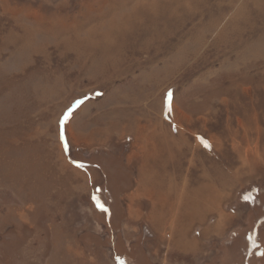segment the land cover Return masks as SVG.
Returning a JSON list of instances; mask_svg holds the SVG:
<instances>
[{
  "label": "rangeland",
  "instance_id": "1",
  "mask_svg": "<svg viewBox=\"0 0 264 264\" xmlns=\"http://www.w3.org/2000/svg\"><path fill=\"white\" fill-rule=\"evenodd\" d=\"M263 216L264 0H0V264H243Z\"/></svg>",
  "mask_w": 264,
  "mask_h": 264
},
{
  "label": "trees",
  "instance_id": "2",
  "mask_svg": "<svg viewBox=\"0 0 264 264\" xmlns=\"http://www.w3.org/2000/svg\"><path fill=\"white\" fill-rule=\"evenodd\" d=\"M75 110H76V107H72L70 110L67 111L65 117L68 115V113L71 112L72 114ZM253 194H259V193L254 192ZM245 198H248L250 199V202H253L252 196H250L249 194L248 196H245V197L243 196L242 199H245ZM98 206L102 207L101 205H98ZM263 227H264V216L260 218V220L257 222V224L253 227V229L250 232L249 231L247 232L246 234L247 248L245 247L246 252H245V255L243 256V264H250L251 260L255 258L264 257V242H263L264 239L261 235V230H260ZM120 260L125 262V259L123 257L121 256L116 257L117 264H119Z\"/></svg>",
  "mask_w": 264,
  "mask_h": 264
},
{
  "label": "crops",
  "instance_id": "3",
  "mask_svg": "<svg viewBox=\"0 0 264 264\" xmlns=\"http://www.w3.org/2000/svg\"><path fill=\"white\" fill-rule=\"evenodd\" d=\"M72 122H73V120H71V122H70V126H71V128L69 129L70 132H71V133H70V136L73 135V132H72V131H73V130H72V127H73L72 124H73V123H72Z\"/></svg>",
  "mask_w": 264,
  "mask_h": 264
}]
</instances>
